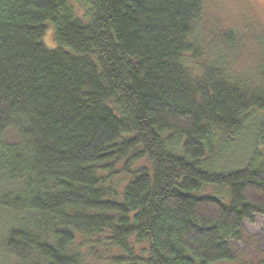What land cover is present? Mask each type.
<instances>
[{
	"label": "trees",
	"instance_id": "1",
	"mask_svg": "<svg viewBox=\"0 0 264 264\" xmlns=\"http://www.w3.org/2000/svg\"><path fill=\"white\" fill-rule=\"evenodd\" d=\"M202 10L0 0V243L18 264H245L233 243L264 216V34L250 76L210 55Z\"/></svg>",
	"mask_w": 264,
	"mask_h": 264
},
{
	"label": "rangeland",
	"instance_id": "2",
	"mask_svg": "<svg viewBox=\"0 0 264 264\" xmlns=\"http://www.w3.org/2000/svg\"><path fill=\"white\" fill-rule=\"evenodd\" d=\"M200 22L203 36L211 45L210 55L213 51L222 50V53L229 54L236 70L250 76L256 72L261 59L258 42L264 34V0H203ZM230 29L237 34V44L222 47L220 35ZM52 37L51 30H48L44 38L45 43L52 45ZM234 155L232 160L236 159L237 155ZM233 244L238 263L264 262V216L257 217L254 222H245L241 239ZM18 262L0 243V264Z\"/></svg>",
	"mask_w": 264,
	"mask_h": 264
}]
</instances>
